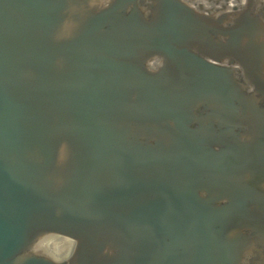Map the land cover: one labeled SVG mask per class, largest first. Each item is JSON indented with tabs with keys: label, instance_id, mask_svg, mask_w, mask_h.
Here are the masks:
<instances>
[{
	"label": "water",
	"instance_id": "water-1",
	"mask_svg": "<svg viewBox=\"0 0 264 264\" xmlns=\"http://www.w3.org/2000/svg\"><path fill=\"white\" fill-rule=\"evenodd\" d=\"M0 264H264V0H0Z\"/></svg>",
	"mask_w": 264,
	"mask_h": 264
}]
</instances>
